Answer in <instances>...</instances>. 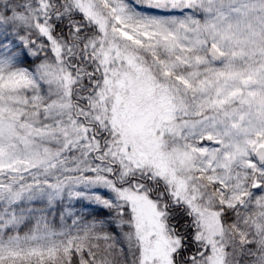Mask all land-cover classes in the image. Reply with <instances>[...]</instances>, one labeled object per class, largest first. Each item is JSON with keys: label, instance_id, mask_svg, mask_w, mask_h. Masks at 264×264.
Listing matches in <instances>:
<instances>
[{"label": "snow or ice", "instance_id": "1", "mask_svg": "<svg viewBox=\"0 0 264 264\" xmlns=\"http://www.w3.org/2000/svg\"><path fill=\"white\" fill-rule=\"evenodd\" d=\"M0 264H264V0H0Z\"/></svg>", "mask_w": 264, "mask_h": 264}]
</instances>
